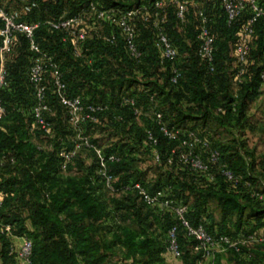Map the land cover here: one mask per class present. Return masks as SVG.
<instances>
[{
    "label": "trees",
    "instance_id": "16d2710c",
    "mask_svg": "<svg viewBox=\"0 0 264 264\" xmlns=\"http://www.w3.org/2000/svg\"><path fill=\"white\" fill-rule=\"evenodd\" d=\"M93 1L106 8L127 11L140 5L151 8L156 0ZM31 2L37 6L25 12L24 7ZM259 2L264 8V0ZM84 3V0H0V7L17 11L26 24L38 23L34 41L57 64L69 97L79 96L86 105L107 106L105 112L96 115L97 121L82 124L85 130L100 127L104 122L110 127H123L130 149L123 146L122 150L117 144L107 149L97 146L105 156L113 154L119 159L109 162L107 168L113 177L114 191L111 192L122 197L107 199L106 193L110 190L99 175L97 159L92 167L85 169L80 164L71 174L80 151L62 169L58 153L73 147L74 132L68 124L66 109L51 90L48 100L52 113L47 119L52 124V134L43 137L34 128L32 132H37L46 144L42 147L30 141L29 129L34 127L30 114L34 89L28 79L31 53L28 39L15 33L5 55L6 85L0 93L6 112L0 119V224L11 226V237L0 231V264H17L16 255L10 254V246L17 248L14 239L22 236L32 241L31 264H103L107 252L117 245L125 250V261L131 264H164V254L169 253L168 232L173 226L177 227L181 253L177 261L198 264L201 254L194 250L196 242L186 235L177 218L165 209L156 213L157 207L147 206L135 191L125 190L137 182L151 193L164 190L170 198L186 205L185 217L189 224L202 225L212 236L226 235L237 240L250 234L260 235L257 231L264 230V199L252 193L264 195V185L257 187L260 181L254 174L259 167L260 175L264 176V155L256 157V150L248 151L245 143L237 139L216 142L213 135H221L229 128L254 129L247 113L264 84L260 78L264 71V17L254 26L252 38L256 42H249L246 73L238 83L237 67H232V60L236 63L234 48L240 42V32L250 12L244 11L228 25L220 3L203 2L205 13L212 18L210 29L215 46L210 71L197 55L199 6L189 4L181 23L175 16L173 0L165 1L159 12L163 20L160 27L178 52L177 65L181 71V78L174 85L169 81L171 64L160 62L153 45L156 36L153 18L147 22L143 14L132 18L137 46L142 52L139 63L127 54L124 39L115 26L106 25L101 31L90 29L88 38L74 50L70 42L62 40L61 32L44 23L62 15L73 16ZM111 34L116 37L114 45L101 39L102 35ZM123 98L133 99L134 105L124 103ZM149 107L162 114L168 127L193 130L209 141L220 152L221 164L238 175L241 182L233 187L218 173L214 180H209L178 164L175 156H171V150L178 146L177 140L164 138L153 119L146 120L144 128L136 125L143 108ZM135 109L139 115H135ZM189 123L194 127H187ZM148 129H153L158 139L159 163L170 164L165 180L158 179L153 187L141 180L144 174L134 168L135 158L131 157L137 148L152 156V148L146 142ZM170 157L172 162L168 163ZM211 204L221 211V222L217 225L209 212ZM233 215L235 220L231 221ZM118 218L131 221L138 229L119 224ZM157 224L166 232L165 239L155 234L153 228ZM101 231L111 234L110 242L99 237ZM262 261L264 242L240 247L239 253L227 250L217 254L214 264H260Z\"/></svg>",
    "mask_w": 264,
    "mask_h": 264
},
{
    "label": "built area",
    "instance_id": "2783aa9c",
    "mask_svg": "<svg viewBox=\"0 0 264 264\" xmlns=\"http://www.w3.org/2000/svg\"><path fill=\"white\" fill-rule=\"evenodd\" d=\"M84 1V5L77 14L70 17L62 15L56 20H46L44 23L51 29L61 32L63 34L62 40L70 42L74 50H77L79 44L88 38L90 29L101 31L106 25L115 26L124 39L127 54L136 63H139L142 58V52L137 46V33L132 23V18L137 14H143V20L146 22L149 21V18H153V26L156 29L153 43L154 48L159 54L161 63L171 64L170 83L174 85L178 83L181 78V71L177 65L179 59L178 52L160 27V21L162 22L163 20H160L159 12L167 0H156L151 8H148L147 5H140L138 8L127 11L113 7L106 8L93 0ZM204 1L220 3L226 15L228 25L239 18L244 11L248 10L250 12V16L240 32V42L234 48L237 82L241 83L242 77L246 73L250 50L249 40L254 35L256 22L264 17V8L259 0H173L176 6L175 16L181 23L185 20L189 4L195 3L199 6L196 11L198 20L197 55L210 71L213 70L215 46L210 29L212 18L205 13L202 6ZM36 6V2H31L24 7V11L28 12ZM0 23L2 25L0 28V93L6 85L5 55L10 49L14 34L21 33L29 41L31 65L28 70V79L34 89V104L30 114L34 128L43 137H49L52 134V124L47 119V116L52 113L48 100L49 90L55 94L59 104L66 109L67 121L72 129L76 130L84 123L97 121L96 115L105 112L107 106L86 105L83 104L79 96L69 97L67 95L66 84L63 82L62 74L57 64L34 41V32L38 27V23L26 24L20 20V15L17 11H9L1 7ZM101 39L109 45H114L116 41V37L113 34L102 35ZM47 72H49V76ZM260 78L264 81V71L261 73ZM123 102L131 106L134 105V100L131 98H123ZM5 113V108L0 98V119L5 116ZM135 115H139L138 109H135ZM152 115L158 132L168 141H178V146L171 150V156H175L178 164L196 175L206 176L209 180H214L215 174L218 173L233 187H236L241 182V178L238 175L224 164H221L220 152L212 148L209 141L200 137L193 130L182 131L181 129L168 127L163 120L162 114L159 112H153ZM75 132H77V139L73 147L68 150H61L58 153V157L62 162V169H66L67 165L75 159L80 149L86 147L94 152L99 167V175L102 177L105 187L113 192V177L108 173L107 165L109 162H116L119 159L113 154L105 156L100 148L91 144L84 136H80V132ZM146 142L152 148L153 160L159 163L160 154L156 149L158 139L153 129L146 130ZM171 162L172 157L168 159V163ZM245 185L249 186L248 183H245ZM125 190L135 191L147 206L160 207L177 218L180 225L184 228L186 235L196 242L194 250L201 254L198 264H214L217 254L224 253L227 250L239 253L240 247L264 242V234H250L244 238L233 240L226 235L212 236L202 225H190L185 217L188 209L187 206L170 198L164 190H156L151 193L139 182L134 183L130 187H125ZM252 195L261 199V196L256 192H253ZM1 205L2 198L0 197V207ZM0 231L2 234L10 235L11 237V226L9 224L1 223ZM176 231L177 227L173 226L168 232L169 246L167 250L174 259L178 260L181 257V253L178 248ZM17 239L21 241V244L17 248L11 245L10 254L16 255L17 264H31V239L27 236L18 237ZM124 264H131V261H125Z\"/></svg>",
    "mask_w": 264,
    "mask_h": 264
},
{
    "label": "rangeland",
    "instance_id": "374dc122",
    "mask_svg": "<svg viewBox=\"0 0 264 264\" xmlns=\"http://www.w3.org/2000/svg\"><path fill=\"white\" fill-rule=\"evenodd\" d=\"M252 43H255L256 40L254 38H250L249 40ZM236 65L235 61L232 60V67L234 68ZM164 71V70H162ZM133 91V90H131ZM134 92V91H133ZM136 93V92H134ZM156 107V106H154ZM153 107L143 108L142 117L136 120V125L139 128H144L146 120L152 119L153 114ZM248 117H251L250 126L253 128L247 127V129L238 128H229L227 132H222V134L213 135V139L216 142H223L227 140L237 139L238 141H243L245 143V148L248 151L252 149L256 150V157H262L264 155V84L261 87V94L256 99V101L252 104L250 110L247 113ZM260 123V124H259ZM84 126H80L76 130L72 129L74 132V136L72 142L74 143L77 139V132H80V136H84L90 143H93L96 147H100L101 149H107L113 144H117L123 150V146L126 149H130L131 147L128 145V139L123 136V127H114L108 126L107 123H103L100 127H91L88 130L83 128ZM187 127H194L193 124L189 123ZM118 128V130H117ZM32 129H29V138L34 144H37L44 147V140L38 135L37 132H32ZM242 132V134H241ZM135 158L134 161V168L138 171L142 172L144 175L141 176V180L144 181L145 184L149 187H153L154 183L160 179L165 180L167 177V173L170 170L168 164L164 163H157L153 160L151 154L148 151L142 150L137 148V150L132 151V156ZM96 157L94 153L87 149L86 147H82L80 149L79 159L74 165V169H72L71 174H73L76 169L79 168L81 164L85 169L87 167H92L94 165V161ZM255 176L259 177V183H257V187L261 188L264 185V176L260 175V168H256L254 172ZM259 191V190H258ZM107 199L109 198H121L122 194L115 195L111 191L109 194L106 193ZM213 208V205H210V209ZM164 210V209H163ZM156 213H162V208L157 207L155 208ZM118 223L130 227L131 229L137 230L138 227L136 224L132 223L129 220L123 221L120 218L117 219ZM154 232L157 235H161L162 239L166 238V232L160 228L159 224H157L154 228ZM164 234V235H163ZM104 241L110 242L111 241V234L107 231H101L99 234ZM126 252L123 248L119 245L112 247L111 251L107 252L106 259L103 264H124L126 260ZM260 264H264L262 261Z\"/></svg>",
    "mask_w": 264,
    "mask_h": 264
},
{
    "label": "crops",
    "instance_id": "0c3cea01",
    "mask_svg": "<svg viewBox=\"0 0 264 264\" xmlns=\"http://www.w3.org/2000/svg\"><path fill=\"white\" fill-rule=\"evenodd\" d=\"M261 198L264 199V195H262ZM211 205H213V208H211L209 212L212 214V219H213L214 224L217 225L221 222V211L216 205L214 204H211ZM234 220H235V216L233 215L231 217V221H234ZM230 228L231 227H229V229ZM231 230H233V228ZM258 230H259L257 231L258 234L260 235L264 234L263 229H258ZM14 244L19 247L21 244V241L19 239H14ZM164 258H165L164 264H179V262L175 260L169 253L164 254Z\"/></svg>",
    "mask_w": 264,
    "mask_h": 264
}]
</instances>
